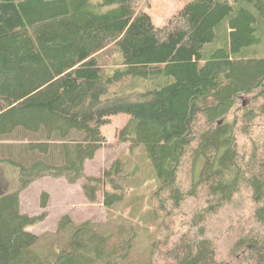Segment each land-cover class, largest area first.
<instances>
[{
    "label": "trees",
    "instance_id": "16d2710c",
    "mask_svg": "<svg viewBox=\"0 0 264 264\" xmlns=\"http://www.w3.org/2000/svg\"><path fill=\"white\" fill-rule=\"evenodd\" d=\"M145 1L0 0V164L16 182L0 193V264H229L208 227L222 213L233 264H264V0H188L162 26ZM201 13L202 45L189 33ZM244 16L258 41L241 46L231 27ZM217 53L230 60L209 66ZM121 113L130 155L88 175ZM49 176L121 213L103 225L64 214L36 234L46 212L23 211L20 192Z\"/></svg>",
    "mask_w": 264,
    "mask_h": 264
},
{
    "label": "rangeland",
    "instance_id": "374dc122",
    "mask_svg": "<svg viewBox=\"0 0 264 264\" xmlns=\"http://www.w3.org/2000/svg\"><path fill=\"white\" fill-rule=\"evenodd\" d=\"M187 2L188 0H149L150 6L146 11L153 18L155 24H157L158 26H162L168 21L172 14H174ZM134 4H136L137 8L140 10L145 8L147 2L145 0H134ZM209 17L207 14L201 13L198 19H196L194 25L191 27L192 29H190L189 31L190 34L196 36L197 40L200 41V45L203 44L204 40L208 39V36L210 34L211 26H206V28L203 27L204 19H208ZM248 22L249 21L244 16L241 19V22L237 25L238 27H231V31L234 32L238 28V32L241 30V36H245V40L242 42L241 46L243 44L256 43V41H258L257 39L253 38L251 33V26L248 25ZM199 58L200 57L195 50L193 54H191L192 64L195 65L199 61ZM229 60L230 58L226 54L217 53L211 59L209 66H224ZM182 63V60H177L174 62L172 67L174 73L175 71L177 72V70H182ZM251 98L252 95L242 96L239 99L237 105H240L239 103L241 102L245 105ZM128 118L129 115L127 113L113 115L110 118V123L105 124L102 127V132L105 138H107L108 142L104 147L101 148L100 151H98L94 159H89L86 162L85 166L88 175H100L102 170L105 167L109 166V164L115 159L116 156L130 155L128 145L120 143L117 138L118 131L124 125H126V121L128 120ZM229 118H231V114L226 116V119ZM189 170V163H187L182 174L184 179H186ZM15 187L16 182L12 170L0 164V193L13 190ZM43 193L48 194V199L46 200V208L41 206ZM20 195V205L23 211L34 215L46 212L45 218L43 220H40L38 224L31 226L29 229L31 231H34L36 234L45 233L50 234L51 236L55 234L59 219L64 216V214H68L71 219H73V221L77 224L81 221L92 220L103 225L105 222H107L108 218L112 219L113 216L121 213V209L123 208V205L118 206L116 209L113 208L112 210L106 208V205H104L103 202L102 195H100L98 197V200L95 202L89 201L85 195V192H83L80 183L72 184L64 177L58 178L49 176L39 178L28 187L24 188L20 192ZM197 207L198 201H196L190 209L185 210L187 215H185L184 221H190L191 217L193 216V210ZM147 208L148 205H145L143 206V208H141L142 215H144ZM125 216H127V214H125ZM224 219V213L215 216L211 219L212 222L209 223L208 227H210V233H212L213 239L218 243V253H220L219 258H222L224 260L226 259L228 260L229 264H233L235 262V259L230 258V244L224 238V234L226 233L227 229L223 224ZM140 225H142V223ZM151 226L152 225H149L147 231H145L144 233H139V237L137 240L138 243L135 246L133 253L137 252L139 254V250L136 249L138 246L140 249H145L148 246L150 238L153 236V232L155 231L154 227ZM185 229L189 231L186 226L184 227V230ZM160 235L161 232L158 230L156 237ZM169 246L170 244L166 246L165 249L167 250ZM165 258H163L160 264H166Z\"/></svg>",
    "mask_w": 264,
    "mask_h": 264
},
{
    "label": "crops",
    "instance_id": "0c3cea01",
    "mask_svg": "<svg viewBox=\"0 0 264 264\" xmlns=\"http://www.w3.org/2000/svg\"><path fill=\"white\" fill-rule=\"evenodd\" d=\"M180 8H181V7H180ZM180 8H179V9H180Z\"/></svg>",
    "mask_w": 264,
    "mask_h": 264
}]
</instances>
